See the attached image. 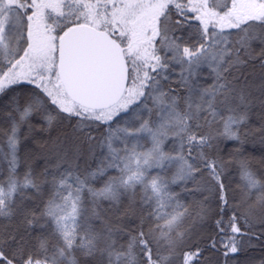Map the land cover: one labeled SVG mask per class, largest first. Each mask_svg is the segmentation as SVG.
<instances>
[{
    "label": "snow or ice",
    "instance_id": "snow-or-ice-1",
    "mask_svg": "<svg viewBox=\"0 0 264 264\" xmlns=\"http://www.w3.org/2000/svg\"><path fill=\"white\" fill-rule=\"evenodd\" d=\"M257 61L264 69V0H0V218L24 225L0 231V264H201L182 193L203 197L193 223L217 200L209 246L225 258L264 236L253 231L264 230V176L244 151L249 137L264 143V99L250 127L242 71ZM62 121H75L71 136L21 157Z\"/></svg>",
    "mask_w": 264,
    "mask_h": 264
},
{
    "label": "trees",
    "instance_id": "trees-1",
    "mask_svg": "<svg viewBox=\"0 0 264 264\" xmlns=\"http://www.w3.org/2000/svg\"><path fill=\"white\" fill-rule=\"evenodd\" d=\"M255 46V45H254ZM243 73L247 75L248 81L251 84H254L256 81H260L264 77V69H261L259 66V62L249 63L246 68H244ZM243 80L244 77L241 76ZM206 83H211L209 79ZM11 95V93L9 94ZM253 96L259 97V94L253 93ZM257 99V98H256ZM7 97L0 98V104L5 102ZM260 108L259 105L255 104L254 111L252 113V121L250 127H258L259 126V116H260ZM75 121L69 123L68 121H62L61 123L54 126L47 132H35L32 137L25 140L20 147V155L23 157L24 153L27 150H32L35 153L37 146L35 141L39 140L41 142L48 141L51 143L53 140H56L57 137L63 139L66 136L72 135V124ZM6 127L3 118L0 117V128ZM256 139L257 141H255ZM235 145L231 142L228 143L227 148L224 149V158L227 159V152L229 149L233 148ZM39 150V149H38ZM245 154L252 158L253 168L257 171V173L261 176H264V163L262 160H258L256 156H262L264 158V143H261L260 138L258 136L249 137L247 142L244 145ZM43 166V160H36L34 163V167L37 171H40ZM0 167L6 169V163L0 164ZM24 168L21 167L20 171L23 172ZM223 182L227 185L229 189V195L235 196L236 199H230L229 204L235 205L239 199L238 185L240 183L239 175L236 170L229 166L225 171V176L223 177ZM189 188L192 187L191 184L188 185ZM174 191L179 192L180 188L175 187ZM47 193H45V196ZM207 195V193H205ZM203 197L200 194H181V200L189 206L193 210V216H190L185 221V226L192 225L193 226V239L198 240L201 247L203 248V255L200 257L201 264H259L261 258H264V236L253 237L250 241L247 237L244 238V246L243 249L237 254H230L229 257L225 258L224 249L217 247V249H213L209 246V241L213 236L217 237L219 240L218 229L216 228V220L220 218V208L217 200L212 198L208 202V207H210V214L205 217L202 221L194 222L195 210L198 207L197 201L202 200ZM128 201L125 199L121 205V211L123 208L127 206ZM28 206L32 207V203L28 202ZM107 207V205H105ZM146 211V210H145ZM136 214L139 216L141 214L140 208L137 207ZM114 215H120V213H114ZM224 219L227 220L229 216L232 215L231 208L226 209L224 212ZM129 219H136L135 217L125 218L124 223H128ZM139 221L136 220V223ZM134 225L129 224V227ZM19 230L21 234H24V225L21 224L20 218L16 217L11 220L0 218V231H14ZM254 232L259 233L260 231H264L262 229L256 228L253 230ZM87 264H92L91 261H88Z\"/></svg>",
    "mask_w": 264,
    "mask_h": 264
},
{
    "label": "rangeland",
    "instance_id": "rangeland-1",
    "mask_svg": "<svg viewBox=\"0 0 264 264\" xmlns=\"http://www.w3.org/2000/svg\"><path fill=\"white\" fill-rule=\"evenodd\" d=\"M261 77L264 78L263 76H261ZM262 78L260 79V81H256L254 84H252V86H253V93H256L257 95L259 94V97H256L257 98L256 99V105H259L258 101L260 99H264V96H261L260 90H259V86L262 83ZM254 140L257 141L256 139H254ZM35 151H36L35 153H38L39 152L38 148ZM256 158H259L258 160H262L263 163H264V158H262V156H258L257 155ZM37 160H43V159L42 158H39Z\"/></svg>",
    "mask_w": 264,
    "mask_h": 264
}]
</instances>
